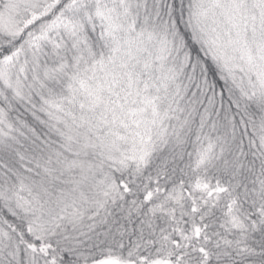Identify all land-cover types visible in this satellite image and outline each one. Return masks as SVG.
<instances>
[{
	"label": "snow or ice",
	"instance_id": "obj_1",
	"mask_svg": "<svg viewBox=\"0 0 264 264\" xmlns=\"http://www.w3.org/2000/svg\"><path fill=\"white\" fill-rule=\"evenodd\" d=\"M0 264H264V0H0Z\"/></svg>",
	"mask_w": 264,
	"mask_h": 264
}]
</instances>
